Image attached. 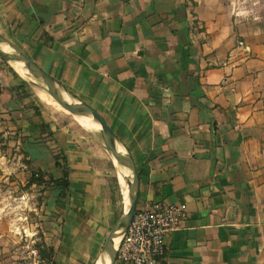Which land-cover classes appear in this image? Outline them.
<instances>
[{
    "label": "crops",
    "instance_id": "0c3cea01",
    "mask_svg": "<svg viewBox=\"0 0 264 264\" xmlns=\"http://www.w3.org/2000/svg\"><path fill=\"white\" fill-rule=\"evenodd\" d=\"M0 36L105 117L137 208L185 205L166 264H264V0H0ZM0 75V264H17L23 228L52 264H95L125 205L100 130L1 57Z\"/></svg>",
    "mask_w": 264,
    "mask_h": 264
},
{
    "label": "built area",
    "instance_id": "2783aa9c",
    "mask_svg": "<svg viewBox=\"0 0 264 264\" xmlns=\"http://www.w3.org/2000/svg\"><path fill=\"white\" fill-rule=\"evenodd\" d=\"M238 45L247 50L243 40ZM4 83L0 75V92ZM185 216V205L154 202L137 208L119 245L117 261L125 264H166L168 258L167 235L181 223ZM22 253L17 264H52L44 254V245L38 231L24 232Z\"/></svg>",
    "mask_w": 264,
    "mask_h": 264
},
{
    "label": "water",
    "instance_id": "95a60500",
    "mask_svg": "<svg viewBox=\"0 0 264 264\" xmlns=\"http://www.w3.org/2000/svg\"><path fill=\"white\" fill-rule=\"evenodd\" d=\"M0 42L7 43L15 52L7 53L0 48V57L6 61L11 63L12 61H23L25 62L29 72L33 76L34 80H37L40 83V79L45 84L43 87L42 83L39 85L45 89L52 97L66 110H68L73 115H91L101 124V135L103 139V143L105 148L111 152L117 161L127 167H129L133 172V177L128 181L129 186V197H130V205L126 210L125 205L124 208L119 215L115 225L111 229L106 242L103 246V252H107L110 256V264H116L117 261V253L119 245L126 233L127 228L129 227L132 218L137 209V202L139 196V188H140V176L135 164L133 157L125 150V152L119 151L117 147V139L115 134L109 124L107 123L105 117L101 115L96 109L91 107L85 102H76L67 100L61 93L59 85L56 83L53 77H51L46 71H44L41 67H39L33 59L25 53L18 45L10 41L9 39L0 36ZM121 230V240L117 248L114 247V236L117 231ZM102 255V254H101Z\"/></svg>",
    "mask_w": 264,
    "mask_h": 264
},
{
    "label": "bare ground",
    "instance_id": "6f19581e",
    "mask_svg": "<svg viewBox=\"0 0 264 264\" xmlns=\"http://www.w3.org/2000/svg\"><path fill=\"white\" fill-rule=\"evenodd\" d=\"M0 48L7 53H14L15 52L7 43H4V42H0ZM11 64L13 65L15 70H17V68H18L22 72H24L25 73V75H23L24 77L31 75V73L29 72V69L27 68V66L25 64V62H23V61H12ZM39 79H40V83H42L43 87H45V84L43 83L41 78H39ZM35 81H36V83L40 84L37 80H35ZM37 88H38L37 89V95L41 101H43L45 104L55 108L56 110H60L64 113L69 112L68 110L64 109L52 97V95H50L45 89H43L42 87H37ZM60 91H61L62 95L67 100L73 101L72 98L69 95H67L61 88H60ZM74 116L80 121L82 127L86 128V129H95V130H101L102 129L101 124L97 120H95L94 117L91 115H74ZM117 147H118L119 151L125 152V149L123 148V146L118 141H117ZM109 153H110L112 160H113V163L117 169V177L119 178L120 184L122 186V193H123V198H124V203H125V209L127 210L129 208V205H130L128 181L130 179H132L133 172L129 167L119 163L111 152H109ZM120 240H121V230L117 231L115 236H114L113 241H114V247L115 248L118 247ZM110 262H111V260H110L109 254L107 252H103L102 255H100V257L97 259L95 264H110Z\"/></svg>",
    "mask_w": 264,
    "mask_h": 264
},
{
    "label": "rangeland",
    "instance_id": "374dc122",
    "mask_svg": "<svg viewBox=\"0 0 264 264\" xmlns=\"http://www.w3.org/2000/svg\"><path fill=\"white\" fill-rule=\"evenodd\" d=\"M19 74H21L22 76L23 75H25V73L24 72H22L20 69H18L17 68V70H16ZM28 81H29V83L32 85V89H33V92H34V94H35V96L37 95L36 93H37V87H41L38 83H36V81L34 80V78H33V76L32 75H30V76H26L25 77ZM37 97V96H36ZM44 103V102H43ZM45 104V103H44ZM46 106H48L50 109H55V108H52L51 106H49V105H47V104H45ZM60 111V110H59ZM63 113V112H62ZM65 115H68L69 117H70V120H67V122L68 121H76L79 125H81V123H80V121L74 116V115H72V114H70L69 112L67 113V114H65ZM82 126V125H81ZM118 177H117V169H116V167H114V177H113V185L115 186V191H116V195H118V197H119V199H121V190H122V186L120 185V180H119V182H118ZM43 184H45V183H43ZM47 186V185H46ZM17 198V197H16ZM22 198V197H21ZM10 200H11V203H12V199H15V197L13 198H9ZM19 201V200H18ZM32 202V201H31ZM28 203H29V201H28ZM30 204V203H29ZM31 204H33V203H31ZM18 205V203L17 204H15V206H17ZM17 209H19L20 211H22V212H24V211H26V213H24V215H21L19 218H21L20 220L22 221H24V220H28L29 219V217H28V213H27V211L29 210V206H28V204H26V206L24 205V206H19ZM15 230H17V231H19V228H16ZM24 228L22 229V230H20V232H17V235L19 236V240H20V235L24 232ZM15 232V231H14ZM26 232H33L32 230H30V231H27L26 230ZM19 244L20 245H23V241H19Z\"/></svg>",
    "mask_w": 264,
    "mask_h": 264
},
{
    "label": "trees",
    "instance_id": "16d2710c",
    "mask_svg": "<svg viewBox=\"0 0 264 264\" xmlns=\"http://www.w3.org/2000/svg\"><path fill=\"white\" fill-rule=\"evenodd\" d=\"M58 166H62L59 161H58ZM63 173H64V177L66 178V176H67L66 170H64ZM37 174H38V176H37ZM43 177H44V175H43L41 170L33 171L31 179L29 181V184H32V183L43 184V182H44ZM64 177L61 180H53V181L57 184L63 185L64 187H68V182L66 179H64ZM51 181L52 180H49L48 182H46V184H50ZM43 252L46 255V249H43Z\"/></svg>",
    "mask_w": 264,
    "mask_h": 264
}]
</instances>
